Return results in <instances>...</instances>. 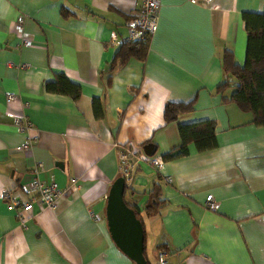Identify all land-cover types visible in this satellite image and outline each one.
Here are the masks:
<instances>
[{"label": "crops", "instance_id": "0c3cea01", "mask_svg": "<svg viewBox=\"0 0 264 264\" xmlns=\"http://www.w3.org/2000/svg\"><path fill=\"white\" fill-rule=\"evenodd\" d=\"M137 5L0 0V264H133L104 216L105 194L119 176L117 145L142 151L151 143L160 156L180 143L178 124L206 119L214 147L188 143L186 154L163 159L160 177L138 161L123 188V201L141 215L145 258L158 264L163 252V264H264V128L214 91L221 51L244 60L241 12L261 11L262 0H158L143 59L107 71L120 44L110 39L127 35ZM19 15L20 34L13 29ZM55 73L79 85L76 100L45 90ZM191 99L189 111L163 121L165 102ZM13 116L28 121L27 132ZM26 133L30 145L20 150ZM36 162L39 179L67 190L53 208L33 204L20 225L3 193L25 201ZM153 181L161 204L144 215ZM208 193L215 210L202 205Z\"/></svg>", "mask_w": 264, "mask_h": 264}, {"label": "trees", "instance_id": "16d2710c", "mask_svg": "<svg viewBox=\"0 0 264 264\" xmlns=\"http://www.w3.org/2000/svg\"><path fill=\"white\" fill-rule=\"evenodd\" d=\"M240 17L245 33L244 60L242 63L237 62L231 50L227 48L221 51L219 57L221 79L214 86V91L220 94L222 101L232 102L239 111L249 113V122L264 128V0L261 11H243ZM147 43L148 37L120 42L113 52L107 71L123 65L130 57L143 59ZM43 86L47 91L66 94L73 100L79 96V85L69 81L62 73H55L53 80L45 81ZM192 104V99L186 102H165L162 108L163 121L167 123L175 120L180 113L189 111ZM213 125V121L208 119L178 124L180 143L160 155L161 159L186 154L188 143H192L197 151L214 147L216 142ZM159 194L160 187L156 181H153L147 190V200L142 209L144 215L156 213L161 204ZM130 207L141 223L139 211ZM142 255L146 264H149L143 250Z\"/></svg>", "mask_w": 264, "mask_h": 264}, {"label": "built area", "instance_id": "2783aa9c", "mask_svg": "<svg viewBox=\"0 0 264 264\" xmlns=\"http://www.w3.org/2000/svg\"><path fill=\"white\" fill-rule=\"evenodd\" d=\"M194 2L195 0H189ZM206 1V0H203ZM158 0H138L136 10L127 19L126 25L128 27V33L124 38L115 40L110 39L111 44H118L123 41L132 40L135 38L149 37L153 32L157 18ZM22 17L16 16L14 19L13 29L16 33L20 34ZM23 44L28 45L27 40H23ZM6 100L12 98V96L6 95ZM13 125L18 131L27 132L29 128L28 121L23 117L13 116ZM30 136L25 134L23 142L19 145L20 150H25L30 145ZM145 162L153 168V170L159 173L163 167V160L157 155H146L141 150L135 151L128 145H117V173L122 178L124 186H126L131 179V175L136 163ZM42 165L40 162H36L29 168L30 181H29V193L27 198L22 203H18L16 199L9 197L7 193H3L5 197L9 198V206L14 210V216L20 225H23L25 221V214L30 212L32 205L34 204L38 208L47 207L53 208L58 198L66 193L67 189H60L54 180H41L37 177L38 172L41 170ZM167 181L168 177L165 178ZM71 188H75L72 181ZM203 207L207 210H215L217 207V201L211 194H205L203 198ZM156 262L158 264L164 263L163 253H157Z\"/></svg>", "mask_w": 264, "mask_h": 264}, {"label": "water", "instance_id": "95a60500", "mask_svg": "<svg viewBox=\"0 0 264 264\" xmlns=\"http://www.w3.org/2000/svg\"><path fill=\"white\" fill-rule=\"evenodd\" d=\"M142 151L146 155H152L154 145L146 143L142 145ZM123 180L120 176L114 178L105 194L104 216L109 235L117 246L133 264H146L142 255V227L133 209L122 198Z\"/></svg>", "mask_w": 264, "mask_h": 264}]
</instances>
